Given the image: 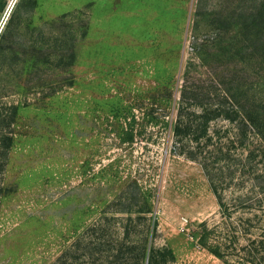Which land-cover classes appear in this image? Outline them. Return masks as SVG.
<instances>
[{
    "label": "rangeland",
    "instance_id": "obj_1",
    "mask_svg": "<svg viewBox=\"0 0 264 264\" xmlns=\"http://www.w3.org/2000/svg\"><path fill=\"white\" fill-rule=\"evenodd\" d=\"M0 40V264H264V140L214 105L264 123V0H0ZM182 94L219 195L175 150Z\"/></svg>",
    "mask_w": 264,
    "mask_h": 264
},
{
    "label": "trees",
    "instance_id": "obj_2",
    "mask_svg": "<svg viewBox=\"0 0 264 264\" xmlns=\"http://www.w3.org/2000/svg\"><path fill=\"white\" fill-rule=\"evenodd\" d=\"M223 98V101L221 100L220 103L216 102L214 104L216 106V113H225L226 117H228L230 121L235 120V118H232V113L242 115L240 124L246 128L244 129V134L246 135L247 131H250L251 128L256 136H259L264 140V127L262 126L264 123L262 124V122L259 121L260 119L258 118V115L248 112V106L252 105V102L248 99V97L237 98L235 94H223ZM188 104L189 103L185 100V94H182L178 116L174 124V135L176 138L175 150L178 149L180 153L185 154L190 159L198 160L204 166V169L211 180L214 191L219 195L220 192L217 184L215 183V178L211 176L213 172L208 164L207 156L209 151L208 142L212 141V134L209 131L210 116L208 106L207 108L203 107L196 115L195 112L186 113V109L189 107ZM17 114V105H12L8 110V114H0V166H3V168L5 166L4 157L6 152L8 148L13 145L15 139V132L13 130L6 132L4 125L12 127L16 121ZM189 115H191V118H188ZM135 135L136 133L132 129L125 139L133 141L135 139ZM224 149V146H219L220 152H223ZM135 183L136 188L132 191H128L127 194L132 192V195L136 199H138L139 196L138 201H141L143 205L140 206L141 210L138 212H141V214H139L136 219L143 220L150 232L151 229H156L158 223L157 218L153 215L154 206L150 202L149 190L139 186L137 182Z\"/></svg>",
    "mask_w": 264,
    "mask_h": 264
}]
</instances>
